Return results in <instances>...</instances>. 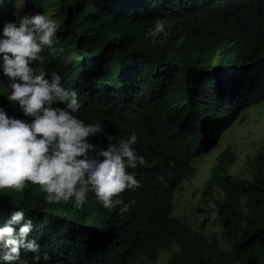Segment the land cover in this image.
Here are the masks:
<instances>
[{"label":"trees","instance_id":"trees-1","mask_svg":"<svg viewBox=\"0 0 264 264\" xmlns=\"http://www.w3.org/2000/svg\"><path fill=\"white\" fill-rule=\"evenodd\" d=\"M20 1L0 0V28L29 13L55 19L56 43L34 66L78 90L77 115L104 128L89 138L93 144L107 147L134 130L133 147L146 164L128 169L141 184L120 194L130 204L126 212L104 208L93 192L82 208L49 203L28 182L22 192L0 194V225L24 207L49 264L153 262L174 246L168 264H264V147L251 181L232 176L234 158L224 154L206 184L237 261L172 216L195 160L217 147L245 110L264 102V0ZM159 17L172 24L153 43L146 33ZM7 84L0 73V87ZM0 106L30 119L4 93ZM33 255L21 249L30 264Z\"/></svg>","mask_w":264,"mask_h":264},{"label":"clouds","instance_id":"clouds-1","mask_svg":"<svg viewBox=\"0 0 264 264\" xmlns=\"http://www.w3.org/2000/svg\"><path fill=\"white\" fill-rule=\"evenodd\" d=\"M171 24L159 17L146 35L155 43L161 34L167 36ZM57 27L55 19L36 12L6 21L0 28V73L8 79L0 93L30 117L11 116L0 106V194L22 192L31 182L39 185L49 203L71 201L82 208L93 192L104 208L120 206L119 211L126 212L130 204L120 194L141 184L136 172L128 169L146 164L133 147L139 135L133 130L126 138L113 137L116 142L107 147L90 141L104 128L77 115L82 107L78 90L65 87L59 73L49 75L33 63L43 59L45 46L56 43ZM33 228L26 209L14 207L0 225V264H30L21 256L22 248L34 252L31 264H49L50 255L41 256L38 241L30 235Z\"/></svg>","mask_w":264,"mask_h":264},{"label":"rangeland","instance_id":"rangeland-1","mask_svg":"<svg viewBox=\"0 0 264 264\" xmlns=\"http://www.w3.org/2000/svg\"><path fill=\"white\" fill-rule=\"evenodd\" d=\"M23 3V0L20 1ZM264 147V102L245 110L228 128L210 153L195 160L196 173L182 184L175 193L172 216L186 222L193 230L204 235L213 245L225 250L230 258L236 259L232 246L224 238L217 220L216 205L211 195H206V184L211 171L224 154L233 156L229 173L235 178L251 181L254 176L256 156ZM218 197L219 195L213 194ZM176 247L162 250L153 262L145 259L136 264H168Z\"/></svg>","mask_w":264,"mask_h":264}]
</instances>
